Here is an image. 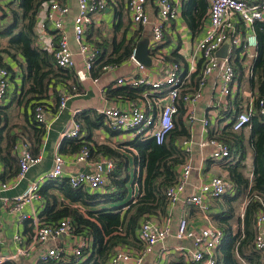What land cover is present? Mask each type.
<instances>
[{"label": "built area", "instance_id": "2783aa9c", "mask_svg": "<svg viewBox=\"0 0 264 264\" xmlns=\"http://www.w3.org/2000/svg\"><path fill=\"white\" fill-rule=\"evenodd\" d=\"M177 0H154L157 8V16L152 21L147 10V0H127V7L133 25L151 24V39H148V48L154 53L159 49V43L164 41L165 32L172 20L177 18ZM208 12L200 26L202 35L199 38L196 49L198 59L201 60L200 81L193 91H187L182 96V103L186 110L185 122L190 128V137L179 142L180 148L186 155V160L177 167V181L169 186L165 195L168 200L169 211L180 201L186 186L189 183L192 173L190 156L193 148L210 149L209 158L222 160L229 154V147L215 139L208 138V116H198L196 107L204 98L205 87L211 80L214 96L209 104L210 110L217 117V111L226 109L230 101L238 94L242 98L244 109L238 112L231 120H225L223 124L230 121L233 130L248 128V123L253 114L264 116V97L258 98L255 92L249 95H242L237 83L233 68L234 50L238 56L243 58L250 49L256 48L257 40L254 32L251 31L254 22L264 23V0H207ZM77 13L73 19V39L78 45V52L84 59L86 71L91 74V69L100 55V51L94 45L89 44L85 39L88 24L94 14L106 9V0H76ZM46 13L44 20L39 27L44 34L51 32L57 39L53 48L54 62L58 67L72 69L75 66L73 53L69 47L68 38L64 29V22L69 7L60 4L56 0L45 2ZM40 11H37L36 16ZM50 23V24H49ZM244 28H241V26ZM51 29V30H50ZM224 44H228L223 54L218 51ZM133 49L130 59L137 65V74L129 78H120L118 85L129 86L141 89V95L135 99H128V105L123 108H107L101 110L109 125L116 133H134L140 137L154 139L157 144L162 143L174 128V120L178 110L177 101L180 99V91L190 83L193 68L182 72L177 62H170L160 77L151 78L147 73V67L138 62ZM159 60L164 56L157 55ZM112 66L106 64L101 71H107ZM249 70V69H248ZM249 74V71H248ZM97 81L98 77H92ZM10 72L0 63V103L3 100L9 87ZM238 98V97H237ZM68 95L59 94V107L66 104ZM258 102V110L255 109V101ZM208 110V111H210ZM35 118L38 122L43 121L44 111L40 104L34 107ZM199 121L201 133L196 140L194 137L193 124ZM81 127L74 121L64 132L68 138H78ZM16 148V147H15ZM16 150V149H15ZM39 155H34L29 148V143H23L18 152L19 170L15 179H21L30 166L38 163ZM76 163H90V149L84 144L74 155ZM65 160L61 154H56L53 166L50 171L36 181L29 183L26 189L13 199L0 198L4 201L6 208L18 214L21 221L32 219L34 224L33 243L44 244L47 241H58L61 237L66 242L61 246H53L41 252V261H69L81 262L84 259L83 248L90 245V236L76 233L70 218H63L57 224H46L40 221L38 212L28 215L23 212L24 206L35 199H40L39 187L47 180H54L62 177ZM94 170L80 171L71 174L67 179L72 188L84 187L90 192L103 191L108 185V174L114 169L112 158L105 157L92 161ZM11 180V179H10ZM9 180L0 183V191L11 188ZM232 191L229 180L223 176L211 175L208 180L201 182L194 191L184 196L183 203L186 206H195L205 210L208 206V199L220 198ZM169 215V214H168ZM168 215L159 220L152 218L142 219L137 229L138 239L142 246L140 249L117 246L107 264H143V261L150 254L154 247L162 243L170 234V223ZM256 235L254 246L261 253L264 260V208L258 211L255 219ZM174 237L178 240H190L191 247L188 253L191 264H216L214 251L222 242L223 231L218 226L208 223L198 230L190 226L189 221L182 217L177 224ZM17 243L14 255L5 256L0 253V264L14 260L17 256L29 254V247L22 245V237L19 234L13 236ZM184 250V248H182Z\"/></svg>", "mask_w": 264, "mask_h": 264}, {"label": "trees", "instance_id": "16d2710c", "mask_svg": "<svg viewBox=\"0 0 264 264\" xmlns=\"http://www.w3.org/2000/svg\"><path fill=\"white\" fill-rule=\"evenodd\" d=\"M48 1L51 0H14L7 5V10L0 11V52H5L13 58L22 57L24 93L37 95L32 109L37 104H43L40 99H44L50 89L56 92L59 84L72 78L71 72L56 66L53 52L40 48L35 42L36 14ZM207 6V0H189L183 7V15L192 29L201 26ZM241 28L244 26L242 25ZM251 28L256 36L257 45L255 57L249 66V75L245 77V67L238 58L233 60L232 64L237 83L242 84V81H247L252 92H255L258 98H262L264 97V23L256 21ZM134 43L133 37L125 39L123 36L120 42L114 44L108 56L105 49L101 48L99 58L91 69V76L99 77L102 74V66L106 64L118 65L128 60L134 49ZM97 45L101 46L99 43ZM201 68L202 65L199 64L197 71L191 76L190 83L181 89L174 128L162 143L157 144L152 138H136L119 144L124 152L108 144L95 143L91 146L81 140L72 147V150L77 151L86 144L89 145L90 157L100 153L114 160L115 166L108 174V185L104 191L90 192L84 187L72 188L65 178L47 180L40 185L38 194L43 201L42 209L38 212L40 221L57 224L63 218H70L75 232L88 235L91 239L89 247L82 250L84 259L81 262L72 259L65 262L47 261L43 264H107L117 246L141 248L137 229L143 218L167 216L169 206L165 191L177 181V167L186 160L179 142L190 137V128L184 120L186 110L181 98L185 92L196 88L200 81ZM141 91L139 88L121 86L108 90L106 95L115 94L135 99L141 95ZM238 95L224 109L223 117H217L216 123L209 125L207 129L208 138L218 140L229 147V154L222 161H224L226 178L232 185V191L222 196L221 204L225 209L214 214L212 218L215 225L223 231L222 242L215 249L214 255L216 264H264L260 252L254 246L256 215L264 208V116L258 112L252 115L246 128L248 136L245 135L246 129L233 130L230 121L221 125L222 121L231 120L244 109L242 98L240 99ZM258 107L256 100L255 109L258 110ZM4 117L0 110V161L15 166V158L10 154L16 137L8 133L6 135ZM5 136L8 144L4 148L1 142ZM247 149L251 152L250 178L244 173L247 167L245 163ZM127 153L132 155L138 170L136 182L139 193L136 197L125 201L129 181ZM18 170L16 168L11 174L16 175ZM54 191L60 192L70 203L59 199ZM242 194L247 197L248 202L240 225L234 230L229 223L234 215L232 202ZM1 264L17 263L9 260ZM174 264H183V262Z\"/></svg>", "mask_w": 264, "mask_h": 264}, {"label": "crops", "instance_id": "0c3cea01", "mask_svg": "<svg viewBox=\"0 0 264 264\" xmlns=\"http://www.w3.org/2000/svg\"><path fill=\"white\" fill-rule=\"evenodd\" d=\"M11 1L14 0H0V11L2 9L7 10V5ZM56 1L69 7V12L65 17L64 29L68 38L69 47L73 53L75 66L72 69H67L71 72L72 78L67 79L65 83L59 84L56 92L50 89L46 97L40 99L43 103L42 107L44 111L42 122L37 121L34 109H32V104L37 100L34 98H36L37 95L33 93H24V75L21 68L23 63L22 57L18 56L13 58L5 52H0V63L10 72L8 91L0 103V110L5 116L3 124H5L4 131H7L6 135L8 133L10 136L14 135L16 137L10 154V156L15 158V166L3 164L0 161V183L6 180H9L11 183V188L0 191V198H8L11 200L15 196L21 194L29 183L45 177L53 166V160L56 154H61L65 160L62 177L59 178V180L62 178L67 179L71 174L80 171L94 170L92 161L107 157L103 154L96 153V155L90 157V163H76L74 161L76 149L72 150V147L76 145L77 141H84L91 146L95 143L108 144L124 152L119 146L120 143L132 141L136 138L148 139V137L134 135L133 132H114L106 117L101 113V110L107 108H123L128 105L129 98L115 94L107 96L106 92L122 86L117 84L118 79L136 76L137 65L132 59H126L118 65H111L112 67L109 70L103 71L97 81H94L91 74L86 71L84 59L79 54L78 45L73 39L72 25L74 16L77 13L76 0ZM188 1L189 0L176 1L175 5L178 11L177 18L172 20L169 24V28L165 32V39L159 43L157 52L154 53L148 48L152 63L150 66L144 65L147 67V73L151 78L160 77L170 62L179 63L180 70L183 73L192 67L193 72L191 76L197 71L199 64L201 65V60L198 59L196 45L202 35V30L199 26L192 29L182 12L183 7ZM106 4L105 10L91 17V23L88 24L85 33L86 41L98 47L100 53L101 48H103L106 51V56L110 55L114 48V44L120 42L123 36H125V39L133 37L135 42L134 49L141 39H151V24H132L127 7V0H106ZM147 10L149 18L152 21L157 16V8L154 5V0H147ZM207 12L208 6L203 14V20ZM45 13L46 5H42L36 16L34 25L35 42L40 48L52 52L57 43V39L52 36L50 31L44 34L43 30L39 27L40 22L44 20ZM250 30L253 31L252 29ZM97 43L101 46L99 47ZM238 51L239 50H234L233 53L235 54V58H233V60L238 58L241 61L242 65L245 67L244 75L246 77L249 75L248 69L255 57V48L248 50L247 54L243 55V58L238 56ZM158 54L164 56L162 60L158 59ZM248 58L250 59L247 60ZM239 85L242 95L246 96L252 92L247 81H242V84ZM62 93L68 95V99L66 100L65 106L60 108L59 94ZM213 96L214 91L211 80H209L205 87L204 98L197 105L196 111L198 116H208L210 125L216 123L217 117H223L222 112H224V109H221L217 111V117L212 115L214 113L210 110L209 104ZM74 121L78 122L81 127L79 132L80 135L78 138H68L64 135V132ZM223 122L224 121L221 122V125H223ZM193 129L194 137L197 140L201 133L199 121L193 124ZM245 135L248 136V129L245 130ZM26 142L29 143V148L32 153L40 156V160L38 163L30 166L23 178L18 180L15 179L16 181H14L13 178L15 175L11 174V172H14L16 168L19 169L18 152L21 150L22 144ZM7 144L8 141L5 136L1 142V146L5 148ZM210 151V149L193 148V153L190 156L193 169L189 183L180 201L168 212L169 215L167 214L169 217L171 234L162 243L154 247L153 251L148 254L143 261V264H174L180 261H182L183 264H191L188 260V253H185V251H188L191 247V241L184 239L178 240L174 237L180 218H186L190 226L198 230L208 223L215 224L212 220L213 215L225 209L224 205L221 204L223 201L222 197L208 199V206L205 210L195 206H186L182 202L184 196L194 191L201 182L208 180L209 176L218 174L226 178V170L223 167L224 161L210 159L208 156ZM246 151L245 162L248 172L245 173V176L250 178L251 163L249 159L251 157V152L249 149ZM127 155L129 157V181L127 184L128 194L125 201L136 197L139 193V187L136 182L138 170L133 162L132 155L130 153H127ZM11 161L10 159V162ZM54 192L59 199L66 203H70L60 192ZM242 195L244 196V194ZM241 196L232 202L234 215L229 220V223L234 230L240 225V220L243 218L245 207L248 202L246 196L244 198ZM74 205L80 206V204ZM42 206L43 201L41 199H35L24 206L23 212L32 215L39 212ZM145 218H152L153 220L159 221L162 219L157 217ZM30 220L31 223H29ZM30 220H19L18 214L10 212L6 208L4 201L0 199V253L5 256L15 254L17 248V243L13 239L15 234H19L22 237V245L30 249L28 255L17 256L14 259L17 264L46 263L39 259L41 252L56 245L61 246L66 242V238L61 237L56 242L47 241L44 244H34V224L32 219ZM140 245L142 246L141 242ZM182 248H184V250Z\"/></svg>", "mask_w": 264, "mask_h": 264}, {"label": "water", "instance_id": "95a60500", "mask_svg": "<svg viewBox=\"0 0 264 264\" xmlns=\"http://www.w3.org/2000/svg\"><path fill=\"white\" fill-rule=\"evenodd\" d=\"M228 44H224L222 46V48L218 51V54H223V52L225 51V49L227 48ZM135 59L142 63L145 64L147 66L151 65V58L149 56V51H148V39L144 38L141 39L135 47V55H134Z\"/></svg>", "mask_w": 264, "mask_h": 264}, {"label": "rangeland", "instance_id": "374dc122", "mask_svg": "<svg viewBox=\"0 0 264 264\" xmlns=\"http://www.w3.org/2000/svg\"><path fill=\"white\" fill-rule=\"evenodd\" d=\"M250 58H248L247 60H249ZM244 73H245V71H244ZM248 76V75H247ZM246 90H248V89H246ZM247 152V151H246ZM248 156H250V155H248ZM245 157H246V155H245ZM250 159H251V157H250ZM249 159V162L251 163V160ZM245 161H246V158H245ZM246 163V162H245ZM248 172V169H247V167H246V169H244V173H247ZM215 175H218V174H215ZM241 197H245V195L243 196H241Z\"/></svg>", "mask_w": 264, "mask_h": 264}]
</instances>
